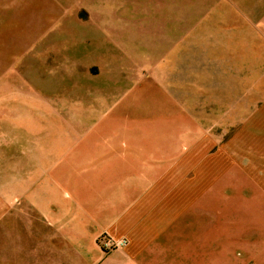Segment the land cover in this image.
Returning <instances> with one entry per match:
<instances>
[{"label": "crops", "instance_id": "1", "mask_svg": "<svg viewBox=\"0 0 264 264\" xmlns=\"http://www.w3.org/2000/svg\"><path fill=\"white\" fill-rule=\"evenodd\" d=\"M208 1L200 8L202 88L236 97L234 112L249 98L240 128L228 139L197 131L182 148L177 128L193 118L160 65L152 67L77 134L45 138L44 151L40 141V158L55 162L31 180L26 224L42 233L48 254L72 264H264V211L229 237L224 218L191 194L194 184L208 190L209 174H228L248 207L264 210V0ZM102 235L127 244L103 254Z\"/></svg>", "mask_w": 264, "mask_h": 264}, {"label": "rangeland", "instance_id": "2", "mask_svg": "<svg viewBox=\"0 0 264 264\" xmlns=\"http://www.w3.org/2000/svg\"><path fill=\"white\" fill-rule=\"evenodd\" d=\"M211 2L0 0V264H72L48 254L40 245L42 233L26 224L31 180L55 162L40 158V141L44 151L45 138L77 134L152 67L160 65L162 78L193 118L177 128L182 148L197 131L228 139L240 128L249 98L242 96L241 112H234L227 109L236 97L202 88L200 8ZM206 178L208 190L194 184L192 198L208 202L211 217L224 218L229 237L263 215L233 191L230 175ZM219 182L226 183L224 195ZM219 196L224 207L217 206ZM232 218L241 223L228 224Z\"/></svg>", "mask_w": 264, "mask_h": 264}, {"label": "built area", "instance_id": "3", "mask_svg": "<svg viewBox=\"0 0 264 264\" xmlns=\"http://www.w3.org/2000/svg\"><path fill=\"white\" fill-rule=\"evenodd\" d=\"M127 244L125 239H115L108 235H102L98 240V247L103 254L123 248Z\"/></svg>", "mask_w": 264, "mask_h": 264}]
</instances>
